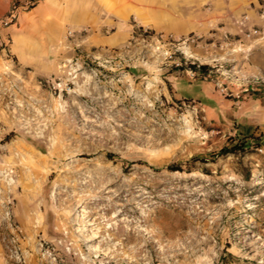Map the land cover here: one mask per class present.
Returning a JSON list of instances; mask_svg holds the SVG:
<instances>
[{"label":"rangeland","instance_id":"1","mask_svg":"<svg viewBox=\"0 0 264 264\" xmlns=\"http://www.w3.org/2000/svg\"><path fill=\"white\" fill-rule=\"evenodd\" d=\"M26 1L0 0V264H264V147H240L264 130V0L185 37L142 25L146 0L6 26Z\"/></svg>","mask_w":264,"mask_h":264},{"label":"crops","instance_id":"2","mask_svg":"<svg viewBox=\"0 0 264 264\" xmlns=\"http://www.w3.org/2000/svg\"><path fill=\"white\" fill-rule=\"evenodd\" d=\"M72 0H55V2H46L42 4L39 11L43 7L50 5L51 12L53 16L58 18L62 13L63 9L59 7L61 4H66V8L70 11V2ZM115 2H122V0H113ZM243 0H163L157 3L155 0H146V19H142V25H152L154 23L155 17H161L163 22L154 24L158 27L160 31L176 37L185 36H201L206 35L210 32H216L220 29L228 30L232 27L226 25L228 24L225 20L226 17L235 13V2ZM226 2L225 15L221 13L220 6ZM117 6H114V12L118 11ZM91 10V8H90ZM89 9L79 10L76 7H71V12L73 17H78L83 14L87 16L86 13L90 14ZM223 15V16H220ZM30 18V15H25ZM21 17H19L20 20ZM25 20V17H22ZM94 18V17H93ZM221 21H225L226 24H220ZM94 23V21H93ZM223 23V22H222ZM95 26L102 28L104 31L110 30L111 28L118 29V33L115 36L101 35L97 38V42L104 45L118 44L122 41L124 36H126L128 30H124L122 23L116 22L114 20H105L102 22L94 23ZM108 27L109 29H106Z\"/></svg>","mask_w":264,"mask_h":264},{"label":"trees","instance_id":"3","mask_svg":"<svg viewBox=\"0 0 264 264\" xmlns=\"http://www.w3.org/2000/svg\"><path fill=\"white\" fill-rule=\"evenodd\" d=\"M190 69L196 74V75H200V76H206L208 74V72L210 71V66L208 65H198V64H191ZM191 86L187 85L186 90L182 93V96L185 100H192V99H203L201 98V96H196L198 93L195 92V90H192L190 88ZM196 96V97H193ZM201 101V100H200ZM205 101H208L207 98H205ZM12 135L7 136L6 141H9L11 139ZM252 143H254L257 147H264V130L261 131L258 135L252 134L250 136L247 137V140L244 141L241 144V149H248V147H250V145H252ZM40 150L43 151V149L40 148ZM229 152L231 153H237L238 152V148L237 146H233ZM193 161H197L198 158H193ZM173 171H176L177 169L174 168H170Z\"/></svg>","mask_w":264,"mask_h":264},{"label":"built area","instance_id":"4","mask_svg":"<svg viewBox=\"0 0 264 264\" xmlns=\"http://www.w3.org/2000/svg\"><path fill=\"white\" fill-rule=\"evenodd\" d=\"M37 4L38 0H27L26 2H24L22 7L14 5L8 14L7 20L5 21V25L10 26L17 23L20 8L27 11L35 7Z\"/></svg>","mask_w":264,"mask_h":264}]
</instances>
